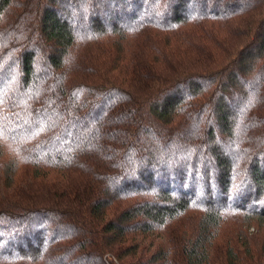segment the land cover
<instances>
[{"label":"trees","instance_id":"obj_1","mask_svg":"<svg viewBox=\"0 0 264 264\" xmlns=\"http://www.w3.org/2000/svg\"><path fill=\"white\" fill-rule=\"evenodd\" d=\"M0 264H264V0H0Z\"/></svg>","mask_w":264,"mask_h":264}]
</instances>
